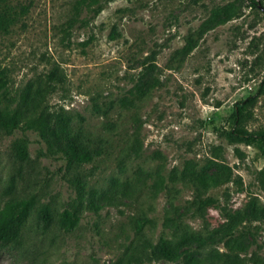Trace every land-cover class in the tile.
Wrapping results in <instances>:
<instances>
[{
	"label": "rangeland",
	"instance_id": "374dc122",
	"mask_svg": "<svg viewBox=\"0 0 264 264\" xmlns=\"http://www.w3.org/2000/svg\"><path fill=\"white\" fill-rule=\"evenodd\" d=\"M28 2L0 30V66L13 105L51 123L45 137L0 129V204L36 195L0 264H264V150L234 116L257 94L242 125L264 129V12L250 0H98L78 13L76 0H5ZM68 137L102 153L68 160ZM197 196L215 204L196 210ZM65 210L78 217L69 230ZM160 237L175 256L155 252Z\"/></svg>",
	"mask_w": 264,
	"mask_h": 264
},
{
	"label": "trees",
	"instance_id": "16d2710c",
	"mask_svg": "<svg viewBox=\"0 0 264 264\" xmlns=\"http://www.w3.org/2000/svg\"><path fill=\"white\" fill-rule=\"evenodd\" d=\"M98 0H76L75 12H79L82 5H90ZM0 30H6L11 24L15 22L18 16L25 14L29 7L30 2L22 3L19 5H9L5 0H0ZM261 3L264 8V0H250V5L257 9L262 10L258 3ZM18 6V7H17ZM96 9V11H98ZM263 11V10H262ZM264 12V11H263ZM8 84V75L4 67L0 66V129L9 133L14 129H20L23 133L26 129L35 128L41 136L45 137L47 130H49L51 118L49 116L38 115L32 117L31 115L23 116L18 110L17 105H13V101L6 95ZM256 95H251L243 100H239L234 105L235 121L240 124L237 133L241 136H255L262 141V148L264 150V129H255L248 131L242 125L243 120L248 116V111H244V107L249 106L255 101ZM28 138L25 134L13 143L15 156L24 161L28 158L27 151ZM67 149L64 151L66 158L76 163H86L92 161L96 156L102 153V147L98 146L94 149L91 147H80L77 142L68 137L66 139ZM14 181L3 190L4 194H11L14 190ZM36 202V195L31 193L24 197H9L3 199L0 204V244L1 245H14L18 244L21 239L22 229L31 213ZM195 209L200 210L203 206L215 204L213 197L197 196L193 200ZM37 217L43 220L45 224L51 222V212L47 205H42L37 209ZM77 214L75 212L63 211L58 220L59 226L65 230L71 229L76 221ZM170 241L166 238L160 237L156 244L155 252L164 257L175 256V251L169 246Z\"/></svg>",
	"mask_w": 264,
	"mask_h": 264
},
{
	"label": "water",
	"instance_id": "95a60500",
	"mask_svg": "<svg viewBox=\"0 0 264 264\" xmlns=\"http://www.w3.org/2000/svg\"><path fill=\"white\" fill-rule=\"evenodd\" d=\"M259 1V0H258ZM258 5H259V7L264 11V8H263V6H262V4L259 2L258 3Z\"/></svg>",
	"mask_w": 264,
	"mask_h": 264
}]
</instances>
